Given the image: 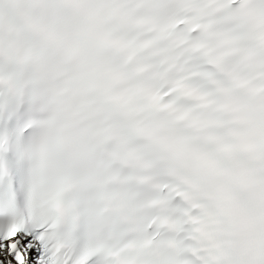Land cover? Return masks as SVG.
Returning a JSON list of instances; mask_svg holds the SVG:
<instances>
[{"label": "clouds", "instance_id": "1", "mask_svg": "<svg viewBox=\"0 0 264 264\" xmlns=\"http://www.w3.org/2000/svg\"><path fill=\"white\" fill-rule=\"evenodd\" d=\"M231 3L243 35L221 83L162 107L178 55L155 38L181 0H0V182L18 211L34 192L91 264H264V0Z\"/></svg>", "mask_w": 264, "mask_h": 264}, {"label": "snow or ice", "instance_id": "2", "mask_svg": "<svg viewBox=\"0 0 264 264\" xmlns=\"http://www.w3.org/2000/svg\"><path fill=\"white\" fill-rule=\"evenodd\" d=\"M181 2L191 8L204 9L207 15L186 12L177 16L169 27L179 38V48L175 43L173 48L183 54L174 61L181 71L176 85L163 93L166 101L162 107H168L167 98L181 91L186 90L187 95L196 94L197 75L225 73L222 53L233 47V42L243 35L239 21L230 14L234 4L230 3L222 12H215L216 5L224 0ZM196 98H200L199 95ZM25 206L26 211H18L14 191L0 184V264H91L94 256L91 249H79L70 237L54 231L52 212L47 202L37 201L30 192H26ZM192 219L195 222V218ZM181 264L193 262L184 257Z\"/></svg>", "mask_w": 264, "mask_h": 264}]
</instances>
